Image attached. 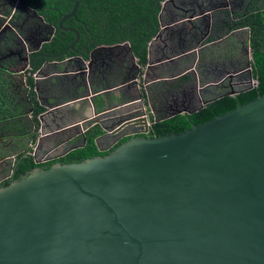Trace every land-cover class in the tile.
<instances>
[{"label": "water", "instance_id": "95a60500", "mask_svg": "<svg viewBox=\"0 0 264 264\" xmlns=\"http://www.w3.org/2000/svg\"><path fill=\"white\" fill-rule=\"evenodd\" d=\"M79 4L75 0L59 21L62 30L76 35L64 51L38 55L47 58L40 67L20 50L2 57H16V68H0L14 81L19 78L27 95L41 90L47 63H85L81 56L58 59L80 38L77 29L64 26ZM4 16L0 13V34L8 30ZM5 43L16 47L17 36L9 32ZM85 69L64 67L49 76L53 82L59 74L78 78ZM56 86L48 88L54 101ZM112 90L88 89L94 114L70 124L48 130L49 111L41 113L40 138L80 126L84 143L64 155L85 145L83 129L93 123L115 132L104 124L109 113L117 116L107 108ZM82 100L77 96L48 109L85 110ZM141 127L132 134L148 132L145 117ZM100 138L99 150L107 151ZM0 264H264V95L180 133L134 136L104 155L35 168L1 187Z\"/></svg>", "mask_w": 264, "mask_h": 264}, {"label": "flooded vegetation", "instance_id": "af4514ba", "mask_svg": "<svg viewBox=\"0 0 264 264\" xmlns=\"http://www.w3.org/2000/svg\"><path fill=\"white\" fill-rule=\"evenodd\" d=\"M263 3L264 0H158L160 9L157 16H154L155 26L148 40L146 60L133 49L128 40L108 43L102 40L104 36L94 35L86 29L88 35L83 38L80 36L73 53L64 55V58L81 56L85 59V63L76 60L67 66L68 69L73 66L86 68L78 78L59 74L57 81L53 82L49 75L61 69L46 66L43 68L46 77L40 81V93L32 91L27 95L24 90L18 91V111L16 109L10 115L0 114V188L12 176L18 153L31 145H16L14 140L32 137L10 133L6 128L7 124L13 120L25 119L34 126L33 114L38 106L44 107L43 112L49 111L45 119L52 120V115L68 113L73 106L54 107L50 111V104L83 96L79 105H84L87 110L91 105L90 97L86 96L88 89L97 91L102 88H115L106 96L109 99L107 108L110 111L116 110L117 116H113L115 111L109 113L104 122L115 132L103 131L97 136L101 137L98 140L100 146L109 151L125 137L149 136L154 123L177 114H192L216 99L227 95L236 97L251 90L258 84L259 75L255 70L256 63L249 42L251 32L244 23L246 16ZM0 13L5 15L4 23L8 26V30L0 34L1 65L5 61L16 59L14 56L2 58L11 49L20 50L22 56H28L31 65L33 61L41 58L38 55L47 54L41 50L46 43L51 42L52 38L48 37L53 31L55 35V25L39 13L45 18L44 21L27 5L21 4L20 0H0ZM147 31L150 32V29ZM9 32L17 36L16 47L5 43L6 34ZM90 42H95L96 45L89 51L81 49V46ZM30 67L28 72L31 71ZM80 81L84 86L82 90L77 88ZM17 83L22 86L19 78ZM51 85H57L56 101L42 95L43 91L51 94L48 90ZM123 101L129 102L119 105ZM0 106V113H4L2 109L6 103L0 101ZM179 111L182 113H178ZM88 115L92 113L88 112ZM144 117L148 123V132L133 135L134 131L144 129L141 127ZM69 120L70 118L67 119ZM96 124L93 123L83 131L86 133ZM76 133L81 135L80 126L53 137L67 139L69 135ZM83 143L84 140H78L64 152ZM33 152L38 161L54 157L48 153Z\"/></svg>", "mask_w": 264, "mask_h": 264}, {"label": "trees", "instance_id": "16d2710c", "mask_svg": "<svg viewBox=\"0 0 264 264\" xmlns=\"http://www.w3.org/2000/svg\"><path fill=\"white\" fill-rule=\"evenodd\" d=\"M20 1L21 4L38 10L48 22L56 26V33L52 37L51 42L46 43L41 52L50 55L61 53L75 39V33L62 30L58 26L61 18L73 8L75 0ZM157 3L158 0H80L76 16L67 19L64 25L75 27L79 31L81 38L88 35V31H90L94 35L104 36L102 40L108 43L117 40H128L133 49L146 60L148 40L151 38L155 26L154 16H157L160 9L159 4L157 11L154 10ZM256 7L246 16L244 26H247L251 32L249 42L253 49L256 63L255 70L259 75L258 84L251 90L242 92L236 97L227 95L221 99H216L192 114H177L154 123L151 134L149 135L150 137L180 133L189 128L192 123L200 124L218 114L233 110L238 104H245L254 98L264 95V3L262 6ZM147 29H150V32ZM95 45V42H90L89 44L81 46V49H87L89 51ZM76 47L78 48L79 46L76 45ZM72 51L74 50H70L69 53H73ZM64 57L63 55L58 59H63ZM46 59L45 57L39 58L37 60V67H40ZM17 64L16 59L4 62V65L11 68H16ZM11 85L12 79L9 73L5 69H1L0 101L6 103V106L2 109L4 113H0L2 115H10L12 111L16 109L18 111L19 108V105L16 106L17 95L12 90ZM97 101L100 105L103 104L101 97ZM43 110L44 107L38 106L34 112V126L25 119H18L10 121L7 124V130L14 135H32L31 140L35 143L39 136V128L41 125L39 115ZM0 112H2L1 106ZM102 133V127L96 124L86 131L87 141L84 146L75 148L64 155H58L46 161H38L33 154L32 145H30V147L19 152L16 156L12 176L6 180L4 185L7 186L14 180L22 179L35 168L47 169L57 162H79L88 157L104 155L132 137H125L109 151L103 152L99 150L96 143L97 136Z\"/></svg>", "mask_w": 264, "mask_h": 264}, {"label": "crops", "instance_id": "0c3cea01", "mask_svg": "<svg viewBox=\"0 0 264 264\" xmlns=\"http://www.w3.org/2000/svg\"><path fill=\"white\" fill-rule=\"evenodd\" d=\"M69 65V63L67 62H58V63H47L44 68L47 66V68H53L54 66L55 67H58V68H64V67H67ZM12 79V78H11ZM44 80V79H43ZM12 90H14L15 92V95H18V91L19 92H22V90L26 91L27 92V89L24 88L23 86H19L18 83L15 81H13L12 79ZM19 86V87H18ZM44 93H42V95L44 94V96H49V99L52 100V94L50 93H47L46 91H43ZM37 94L40 93V91H37L36 92ZM57 96V95H56ZM89 109L87 110H82V109H75L74 107H71L67 112H59V113H56L55 115H52V120L50 119H44V125H45V128L50 130L52 128H56L57 125H60L62 123H65V124H70L71 122H74L76 119L80 118L81 115H88V112H91L92 115L94 114V108H93V104L91 103L90 107H88ZM57 110V109H55ZM70 118L69 121H67V119ZM61 122V123H60ZM64 125V124H62ZM78 125H76L77 127ZM75 127V126H74ZM78 140H82L83 141V138L81 135H78V133L76 134H73V135H69L66 139L65 138H58V139H55V137H47V138H40V134L37 138V141L34 143L33 140L31 139H28V138H25V139H15L14 142L16 145H21L23 146V144H26V145H31L32 144H37V147L35 150L38 149L41 150L40 153H44V152H50V149H57L58 147H60L61 145H66L67 143L69 144H74V143H77ZM59 143V144H58ZM49 146L46 147V146ZM40 147V148H39ZM52 151V150H51ZM36 152V151H35ZM55 157V156H54Z\"/></svg>", "mask_w": 264, "mask_h": 264}, {"label": "rangeland", "instance_id": "374dc122", "mask_svg": "<svg viewBox=\"0 0 264 264\" xmlns=\"http://www.w3.org/2000/svg\"><path fill=\"white\" fill-rule=\"evenodd\" d=\"M74 144H76V143H74ZM74 144H69V143H67L66 145H61V146L58 147L57 149L53 148V149H50V152H44V153H46V154L48 153V154L53 155V156L62 155V154L64 153V151L67 149V147H69V145H74ZM36 147H37V144H35V145L33 144V145H32L33 150H34V151H37V153H40L41 150H39V151H38V149L35 150ZM46 147L49 148L48 145H47ZM51 150H52V151H51ZM39 158H40V157H39ZM42 158H44V157H42Z\"/></svg>", "mask_w": 264, "mask_h": 264}]
</instances>
